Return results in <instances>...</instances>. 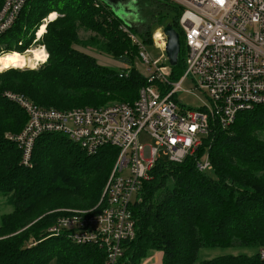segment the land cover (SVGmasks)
Masks as SVG:
<instances>
[{
    "label": "trees",
    "instance_id": "1",
    "mask_svg": "<svg viewBox=\"0 0 264 264\" xmlns=\"http://www.w3.org/2000/svg\"><path fill=\"white\" fill-rule=\"evenodd\" d=\"M155 1L173 14L171 24L179 34L178 62L171 66V79H178L184 70L181 8L170 0ZM51 12L61 16L46 24L37 42L48 53L46 62L37 69L0 72V197L12 207L0 218V264H103L100 248L76 244L63 234L49 236L47 229L67 213L47 212L94 207L119 149L106 144L87 154L62 134L44 133L24 165L8 136L21 131L27 116L6 94L57 110L132 101L146 78L133 65L138 49L120 25L145 45L151 44V31L127 26V19L103 2L95 8L92 0H26L0 35V55L29 49L34 31ZM162 16L158 12V19ZM80 31L89 34L81 37ZM75 46L94 47L123 68L99 64ZM204 156L209 170L196 166ZM131 214L135 235L123 243L116 264H140L152 252H160L161 264H264L258 255L264 247V105L239 112L230 126L213 130L181 163L157 156ZM231 247L250 252L198 259L202 248Z\"/></svg>",
    "mask_w": 264,
    "mask_h": 264
},
{
    "label": "built area",
    "instance_id": "2",
    "mask_svg": "<svg viewBox=\"0 0 264 264\" xmlns=\"http://www.w3.org/2000/svg\"><path fill=\"white\" fill-rule=\"evenodd\" d=\"M25 1H2L0 35L15 22ZM170 1L181 8L178 25L184 70L178 79H171V66L160 40L153 38L161 54L151 59L143 43L121 24L147 66L146 83L134 100L106 107L57 110L6 94L27 116L21 131L8 136L20 150L24 165H29L34 142L44 133L62 134L87 154L106 144L119 149L97 204L86 210H66L67 214L47 229L49 236L63 234L76 244L100 248L103 264H116L123 243L134 237L131 205L157 156L181 163L213 130L230 126L239 112L264 105V0ZM92 2L95 8L102 4L100 0ZM54 14L53 20L61 16ZM50 21L49 15L42 19L32 44L39 42ZM37 46L46 52L43 45ZM186 80L203 94L197 107H187L177 97L189 92L182 87ZM140 132H145L153 144L141 145L137 138ZM196 166L199 170L211 168L207 156ZM258 255L264 259V247Z\"/></svg>",
    "mask_w": 264,
    "mask_h": 264
},
{
    "label": "rangeland",
    "instance_id": "3",
    "mask_svg": "<svg viewBox=\"0 0 264 264\" xmlns=\"http://www.w3.org/2000/svg\"><path fill=\"white\" fill-rule=\"evenodd\" d=\"M127 3H128V7L130 9V16L126 20L128 23L127 26L134 27V29H137V30L140 27H144V28H146L147 31H148V29L151 31V35H150L151 44H148V45H145L142 42L141 37L138 34H136L135 32H131V33L139 41H141L143 43V45L145 46V53L148 54L149 58H151V59L158 58L161 54V51H160V48L157 45H154V43H153L154 34L157 31L161 32L162 27L164 25H166L167 23H171V20L173 18V14L171 12L168 13L166 8L163 5L156 2L155 0H127ZM158 12L163 15L160 19H158V17H157ZM49 14H54V12H51ZM57 14H59V13H57ZM43 29H44V26H42L40 31L42 32ZM88 34L89 33H84L82 31L79 32V35L81 37L82 36L86 37ZM161 35L163 37V34H161ZM157 43H158V41H157ZM37 45H38L37 43L32 44L29 47V50L27 52L19 53V52L13 51V52L25 55L26 63L24 65H13V66L4 68V69L0 70V72L3 70L9 69V68H21V69H27V68L28 69H37V68H39L41 65H43L46 62L45 58H46V54L48 57V53H47V51L45 52L43 49H41ZM159 46H161L160 43H159ZM75 48H77L80 52H85V53L91 55L92 57H94L97 60V62L99 64L111 65V67H114V68H118L117 66H122L117 62L115 63L114 59L110 58L109 56L97 52L94 47L89 46L87 48H84V47H80V46H75ZM34 50L35 51L36 50L37 51L42 50L43 54L39 58V60H33L32 59L31 54H32V51H34ZM9 53H11V52H9ZM4 54H8V52L2 53L0 56H3ZM46 60H47V58H46ZM40 61H45V62L38 63ZM133 65L138 70V72H140L142 75L145 74L147 66L145 63H143L140 60L139 57H138V59L135 58ZM182 87L184 89L188 90L189 92H181V93L177 94V97L180 99V101L185 106L192 107V108L197 107L200 104V101L203 100V94L199 90H197L193 87V83L190 80H186L182 84ZM259 137H263V135L259 134ZM137 138H138V141L141 145H152L153 144V140L148 135H146L145 132H140ZM125 173H126V171H125ZM89 209H91V208H89ZM11 210H12V207L10 205L6 204L4 198L0 197V218L3 214L9 213ZM66 210H74V209H72V208L62 209L61 208L59 210L58 209L51 210L47 213L62 212V211L64 213H67ZM84 210H86V209H84ZM68 213H72V211H70ZM249 252L250 251L247 250L246 248H239V249H235L232 247L231 248H202L198 252V259L199 260L209 259V258L216 257L219 255H223V254H237V253H249ZM47 264H56V262H55V260H50ZM140 264H161L160 252H152L151 254L146 256L140 262Z\"/></svg>",
    "mask_w": 264,
    "mask_h": 264
},
{
    "label": "water",
    "instance_id": "4",
    "mask_svg": "<svg viewBox=\"0 0 264 264\" xmlns=\"http://www.w3.org/2000/svg\"><path fill=\"white\" fill-rule=\"evenodd\" d=\"M103 2L111 11L120 19L125 15V8L122 7L120 2L117 0H100ZM118 6V7H117ZM127 19V18H126ZM161 33L164 36V55L170 66H175L178 62V56L180 52V39L179 34L172 26L171 23H167L161 29Z\"/></svg>",
    "mask_w": 264,
    "mask_h": 264
},
{
    "label": "bare ground",
    "instance_id": "5",
    "mask_svg": "<svg viewBox=\"0 0 264 264\" xmlns=\"http://www.w3.org/2000/svg\"><path fill=\"white\" fill-rule=\"evenodd\" d=\"M54 14H49V19L53 20ZM43 26V24H42ZM42 28V27H41ZM155 39L160 40V44H164V39L161 35V32L157 31L154 34ZM45 53V52H44ZM43 52L42 50H34L32 51V59L33 60H39V58L42 56ZM30 55V56H31ZM26 57L23 54H19L16 52H11L8 54H4L3 56H0V70L13 66V65H24L26 63Z\"/></svg>",
    "mask_w": 264,
    "mask_h": 264
},
{
    "label": "flooded vegetation",
    "instance_id": "6",
    "mask_svg": "<svg viewBox=\"0 0 264 264\" xmlns=\"http://www.w3.org/2000/svg\"><path fill=\"white\" fill-rule=\"evenodd\" d=\"M120 2V4H122V7L125 8L124 12H125V15H123L121 18L122 19H126L130 16V9L128 7V3H127V0H117L116 2ZM118 7V6H117Z\"/></svg>",
    "mask_w": 264,
    "mask_h": 264
},
{
    "label": "crops",
    "instance_id": "7",
    "mask_svg": "<svg viewBox=\"0 0 264 264\" xmlns=\"http://www.w3.org/2000/svg\"><path fill=\"white\" fill-rule=\"evenodd\" d=\"M114 62H115V63H116V62L119 63L118 61H115V60H114ZM119 64L122 65L121 63H119ZM106 65H107V64H106ZM108 66H111V65H108ZM117 67H119V68H123V65H122V66H117Z\"/></svg>",
    "mask_w": 264,
    "mask_h": 264
}]
</instances>
